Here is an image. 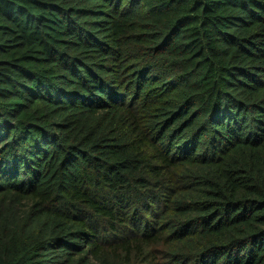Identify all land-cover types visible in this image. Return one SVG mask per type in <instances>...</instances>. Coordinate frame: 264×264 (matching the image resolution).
Instances as JSON below:
<instances>
[{"label":"trees","instance_id":"16d2710c","mask_svg":"<svg viewBox=\"0 0 264 264\" xmlns=\"http://www.w3.org/2000/svg\"><path fill=\"white\" fill-rule=\"evenodd\" d=\"M0 264H264V0H0Z\"/></svg>","mask_w":264,"mask_h":264}]
</instances>
